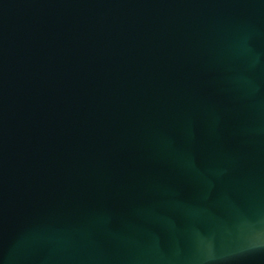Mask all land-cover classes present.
<instances>
[{
  "label": "water",
  "instance_id": "95a60500",
  "mask_svg": "<svg viewBox=\"0 0 264 264\" xmlns=\"http://www.w3.org/2000/svg\"><path fill=\"white\" fill-rule=\"evenodd\" d=\"M0 264H264V0H0Z\"/></svg>",
  "mask_w": 264,
  "mask_h": 264
}]
</instances>
